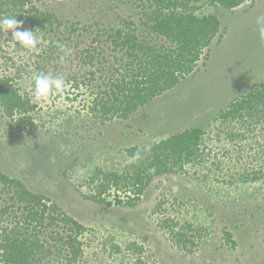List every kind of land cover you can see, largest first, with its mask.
<instances>
[{"label": "rangeland", "instance_id": "rangeland-1", "mask_svg": "<svg viewBox=\"0 0 264 264\" xmlns=\"http://www.w3.org/2000/svg\"><path fill=\"white\" fill-rule=\"evenodd\" d=\"M253 1L243 0L237 12L226 13L229 28L219 21V34L178 86L139 105L127 118L103 122L90 111L95 94L104 95L108 79L135 69L122 50H112L106 31L129 19L143 43L156 50L174 47L150 29V0H26L24 9L35 6L62 22L57 29L49 27L47 38L39 34L41 43L33 50L11 43V30L0 31V78L32 104L12 118L0 104V171L59 208L51 225L38 226L49 251L45 263L264 264V103L227 118L218 113L264 81V55L251 59L256 49H264L256 23L264 16V0ZM221 11V6L203 4L196 14L219 18ZM24 29L29 28L19 30ZM56 39L66 45L71 62L49 49ZM95 46L105 69L91 81L84 75L78 90L67 82L64 92L46 101L32 99L34 74L52 72L66 79L81 69L75 52ZM195 128L201 131L197 155L181 170L151 178L133 205L124 203L133 194L131 182L106 184L113 182L112 173L133 176L143 170L146 149ZM137 152L141 158L130 162ZM23 206L14 219L23 216ZM61 214L80 228L60 219ZM6 222L0 220V228ZM68 238L81 249L71 263L69 245L63 243Z\"/></svg>", "mask_w": 264, "mask_h": 264}, {"label": "trees", "instance_id": "trees-1", "mask_svg": "<svg viewBox=\"0 0 264 264\" xmlns=\"http://www.w3.org/2000/svg\"><path fill=\"white\" fill-rule=\"evenodd\" d=\"M150 1L151 8L147 14L150 18V29L160 34L174 47L163 48L161 45L156 50L143 43L139 40L133 21L129 19H122L118 28H110L109 33L108 30L106 31V39L110 40L112 50H122L130 59L129 63L135 65V69L123 76L108 79L109 88L104 90V95L100 91L95 94L90 111L92 117L101 122L114 117L127 118L139 105L173 88L186 73L193 71L201 53L209 47L211 40L217 35L220 25L218 18L213 14H196L203 4L230 9L238 7L243 2V0ZM25 5L26 0H0V16H17L18 20L23 21V26L36 31V34H41L43 38H47L46 32L50 26L54 25L57 29L62 24L53 13L43 12L35 6L24 9ZM76 29L71 26L72 31ZM51 42L49 49L57 52L59 59L64 57L63 62H71L65 55L67 51H62L57 45V42L62 45L63 42L60 39ZM97 47H84L75 52L82 66L72 76L66 78L71 89L78 90L81 84H85L84 75L88 77L86 80L91 81L97 71L105 69V66H101L103 56L100 55L101 50L96 52ZM81 75L83 78L78 80ZM255 102L264 103V81L260 87L256 86L245 99L232 103L231 107L227 108V112L222 110L219 113L227 118L235 115V112L242 107L252 108ZM0 104L4 113L11 118L16 111L21 112L32 108L28 98H21L10 86L8 79L1 78ZM20 120L19 118L16 120L17 125L21 124ZM25 123L31 124L28 119ZM200 134L201 131L197 128L172 134L169 138L143 151V155H146L144 162L147 164H144L143 170H140L142 173L139 170L133 176L112 173L113 182L107 181L106 184L116 187L121 180H124L122 183L126 184L131 182L129 184L132 185L133 194L126 196L124 203L133 205L134 201L139 199L144 185L151 178L164 172L181 170L184 163L192 161L191 158L197 155L196 146L201 138ZM102 182V184L105 183ZM91 197L95 201L105 202V198ZM116 202L123 203L119 199ZM21 204L24 205L25 212H21L23 216L16 220L14 218L17 209L22 207ZM56 211H59L56 204H46L42 195L31 191L19 180L0 171V220L4 218L9 222V225H2L0 228L2 262L4 264H53L44 261L49 251L44 244L46 240L39 238V234L42 233L39 229L53 223L57 216H53L52 213ZM61 215L60 219L70 221L76 228H80L75 220ZM33 221H35L34 225L30 226ZM24 223L28 229H23ZM225 235L228 236V234ZM71 240L72 238H68L63 242L69 245L70 255L67 256L69 263L74 262L81 253L80 247L74 245ZM179 240H181L180 236Z\"/></svg>", "mask_w": 264, "mask_h": 264}, {"label": "clouds", "instance_id": "clouds-1", "mask_svg": "<svg viewBox=\"0 0 264 264\" xmlns=\"http://www.w3.org/2000/svg\"><path fill=\"white\" fill-rule=\"evenodd\" d=\"M17 16H0V31L7 33L11 30V43L19 45L28 50L37 49L41 43V37L36 31L30 29H21L23 21L18 20ZM256 23L259 27L260 36L264 39V16L257 17ZM57 45L64 50V45ZM67 55V53H65ZM64 57H61L63 61ZM67 88V82L63 75H56L52 72H39L33 75L31 97L35 101H46L54 94H60ZM147 150V149H146ZM140 153L137 152L130 162L139 160Z\"/></svg>", "mask_w": 264, "mask_h": 264}, {"label": "crops", "instance_id": "crops-1", "mask_svg": "<svg viewBox=\"0 0 264 264\" xmlns=\"http://www.w3.org/2000/svg\"><path fill=\"white\" fill-rule=\"evenodd\" d=\"M255 2H256V0H254L253 1V4H255ZM252 4V5H253ZM240 6H238V7H236V8H225V7H221L222 9H223V11H221V13H219V15H220V17L218 18V20L219 21H223V24H225L224 26H225V30H227L228 28H229V24H227L226 25V23H225V20H224V18H226L227 16H226V13H228V12H237L238 11V8H239ZM242 14H244V12L242 13ZM223 34H224V32H223ZM220 40H222V39H220ZM220 40L219 41H216V44L214 43L213 45L215 46V45H217L219 42H220ZM252 40V39H251ZM254 45H256V46H258V44L257 43H254ZM262 45V44H261ZM220 48V47H219ZM256 52H257V54H256V56H252L251 57V59H254V58H258V57H262L263 55H264V49H256L255 50ZM209 52H210V50H209ZM254 51H252V53H253ZM207 59V58H206ZM206 59H205V61H204V63H203V66L202 67H205V64H206ZM264 71V70H263ZM181 80H183V79H181ZM180 80V81H181ZM180 81H179V83H177L174 87H176V86H178L179 84H180ZM173 87V88H174ZM169 90V89H168ZM167 91V90H166ZM166 91H164V92H166ZM163 92V93H164ZM162 93V94H163ZM161 94V95H162ZM233 98V97H232ZM230 103V101L229 102H227V103H225L224 105H223V107H221V108H225L228 104ZM222 110V109H221ZM220 111H218V113H219Z\"/></svg>", "mask_w": 264, "mask_h": 264}]
</instances>
